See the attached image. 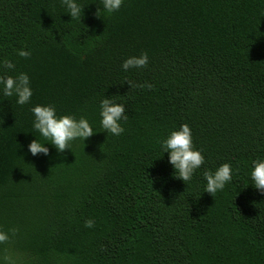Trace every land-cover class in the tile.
Returning <instances> with one entry per match:
<instances>
[{"label":"trees","instance_id":"obj_1","mask_svg":"<svg viewBox=\"0 0 264 264\" xmlns=\"http://www.w3.org/2000/svg\"><path fill=\"white\" fill-rule=\"evenodd\" d=\"M77 2L81 21L60 0H0V65L33 91L23 106L0 93V264H264L250 180L264 159V0ZM141 53L145 68L122 71ZM104 97L126 108L118 137L99 125ZM37 104L97 133L32 157ZM181 124L205 158L185 185L160 148ZM224 163L231 183L204 193V172Z\"/></svg>","mask_w":264,"mask_h":264},{"label":"clouds","instance_id":"obj_2","mask_svg":"<svg viewBox=\"0 0 264 264\" xmlns=\"http://www.w3.org/2000/svg\"><path fill=\"white\" fill-rule=\"evenodd\" d=\"M60 3L67 10L70 19L81 21L84 8L77 0H60ZM122 3L123 0H102L103 8L108 13L118 11ZM18 55L28 58L31 53L21 50ZM148 62V54L141 53L139 56H131L124 60L121 69L125 72L130 69H142L148 65ZM0 67L5 70L4 74L0 75V93L6 97L14 96L17 105L29 104L33 96L29 76L26 73H20L15 77L8 75L7 71L15 68L9 60L3 61ZM139 86L144 87V85ZM30 111L33 118L32 128L44 141L34 138L27 144V154L32 157L42 155L48 158L50 154L48 146H51L57 155L64 154L66 150L71 152V144L74 141L84 144V141L97 133L85 117L77 118L71 114L58 115L56 107L51 104H37ZM99 118V125L104 132L118 137L124 132L122 121H127L128 116L124 104L117 103L111 97H104L99 103ZM160 148L163 154L167 153V162L171 166L173 176L184 185L192 181L196 171L205 163L202 150L196 149L193 144L192 131L187 124H181L178 129L171 131L160 142ZM232 179L233 168L229 163L220 165L214 172L205 171L204 193L214 196L217 192L223 191ZM250 180L251 186L257 193L264 196V159L258 158L252 161ZM93 226V220L89 219L85 222V227ZM8 239V234L0 231V243Z\"/></svg>","mask_w":264,"mask_h":264}]
</instances>
